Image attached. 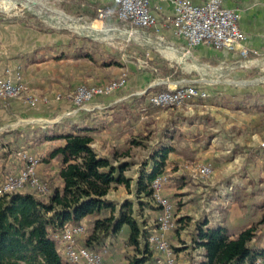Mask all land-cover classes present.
<instances>
[{"label":"trees","instance_id":"16d2710c","mask_svg":"<svg viewBox=\"0 0 264 264\" xmlns=\"http://www.w3.org/2000/svg\"><path fill=\"white\" fill-rule=\"evenodd\" d=\"M78 3L77 7H80L82 2ZM89 6L93 12L85 10L86 13L92 18L97 17L96 4ZM111 19H115L113 14L106 20ZM118 23L125 24L120 20ZM82 40L90 42L93 47L96 46L95 42L87 38ZM74 43L71 40L68 42L67 50L62 52L63 57L66 58L73 51L74 56L92 58L90 52L82 46L73 48ZM102 54V65L121 64L115 55L107 52ZM162 70L166 74L175 72L173 68L166 66H163ZM167 89L166 84L148 88L144 94L134 97L132 103L121 104L125 115L120 119L113 117V120H123L132 125L137 115L135 109L150 114L163 109L154 107L148 101V96ZM198 101H201V105L225 111L228 118L236 124L241 121L252 122L251 118L242 116V112L254 114L264 111V92L258 90L232 94L216 92L204 99L193 100L190 104L197 105ZM170 109L167 118L161 123L154 121L152 126L146 125L145 134L140 133L143 139L154 135L157 143L142 162L135 181L136 193L148 198H151L150 182L164 172L167 156L174 151L171 139L182 135L184 130L182 131L181 127L189 129L201 124L219 129L217 122L207 113ZM103 115V112L97 109L81 111L75 120L65 118L56 123L28 125L0 132L2 154H14L21 149L33 150L47 141H59L43 158L45 162L54 158L58 161L57 172L49 183L47 182L49 191L44 196L26 188L0 197V264H72L63 257L59 243L54 237L65 224H86V232L77 241L80 246L95 252L105 246L106 239L117 236L125 228L126 243L143 253L140 258H132L129 264H145L151 259L148 234L134 218L132 202L125 201L115 216V205L104 198L113 184L129 188L131 178L124 176L123 171L131 162L121 161L115 165L113 153L111 156L101 155L93 146L92 133L103 130L109 124V120L104 119ZM253 125L256 127L260 124L255 122ZM130 144L141 145L142 140L134 137ZM240 153L244 154L242 170L236 177L224 178V185H233L237 191L249 185V191H244L243 207L248 210L247 217H252L264 207V176H249L246 167L260 159L263 163L256 164L257 171L264 169V144L250 147L233 143L225 154L211 159V162L214 167L226 166ZM2 180L3 178L0 182ZM238 193L236 192V195ZM217 207L219 208L215 210L218 214L225 209L224 206H219V203ZM212 210L214 209L203 210L197 218L184 215L175 220L176 227L173 230L177 234L179 244H170L175 257L180 251L184 252L183 259L188 264H250L256 258L264 257L263 210L260 215L252 217L253 224L250 227L237 231L233 237L231 235L235 231L234 227L224 224L209 226L214 215ZM182 229H186L185 239L181 238ZM153 259L156 263L157 259Z\"/></svg>","mask_w":264,"mask_h":264},{"label":"rangeland","instance_id":"374dc122","mask_svg":"<svg viewBox=\"0 0 264 264\" xmlns=\"http://www.w3.org/2000/svg\"><path fill=\"white\" fill-rule=\"evenodd\" d=\"M14 1L16 4L9 9L0 5V20L8 19L15 21L17 24H24L32 29V33H39L45 38L47 37L49 42L52 36L53 39L55 36L62 38L65 50H67L66 46L71 40L75 42L73 48L82 46L84 50L90 52L92 58L81 57L73 61H51L24 71L22 77L27 90L21 93L19 97L6 99L0 106L6 105L10 100L32 107L46 104L50 100H62L64 105L69 106L53 107V111L49 112L48 116L38 118H27L15 114L12 116L13 118L8 126L1 131L10 128L12 130L20 129L28 125L51 124L55 120L71 118L78 112L86 111V109L90 108L89 104L77 110V107L72 102L77 87L80 85H104L120 79L123 74L126 75V82L121 88H124L127 81L132 80L133 77L138 80L137 77L140 75L148 78L149 82H146V84L156 85L157 82H162L159 84H166L172 87L174 85L197 84L207 88L210 94L216 92L232 94L264 88V66L259 59L255 58L254 60L252 54L247 57L238 55V57L226 59L223 63L217 62L214 57L200 58L193 54V48L188 52L184 51L185 47L177 49L167 39L153 33L151 30L132 28V32L125 31L124 28L130 30L131 27L127 24H119L116 19L104 20L100 23L97 17L92 18L86 13L85 10H88L89 13L93 12V10L85 2L83 3L82 0ZM80 1L82 3H80V7H77ZM96 6H100L99 2H96ZM84 38L95 42L96 46L93 47L90 42L83 41L82 39ZM58 40L60 41V39ZM165 47L174 50L177 55L184 56L185 61L182 62L178 58H170L164 55L161 50ZM104 52L115 55L121 64L102 65L100 56H103L102 53ZM73 53L71 51L70 54ZM163 66L173 68L175 72L166 74L162 70ZM31 99L34 100V105L28 103ZM200 102L196 103L197 109L195 110L200 109L202 113L209 114L213 121L217 122L219 129H214L209 125H195L189 129L185 128L183 130L187 137L179 140L176 138L173 143L176 145L175 153L168 155L165 162L164 171L169 174V181L165 185L164 194L174 205L176 219L184 216L180 215L183 214L180 213V208L186 205L183 200L195 205L202 198L203 201H212L218 196L220 198L217 199H229L232 196V187L224 185V178L235 174L243 163L244 154H237L235 160L226 166L214 167V172L208 179L192 176L184 167L186 162L193 160L200 162L211 161V159L225 154L233 143L250 147L263 146L264 144V111L254 114L242 112V116L251 118L252 122L241 121L236 124V122H232L228 118L225 111L214 107H200ZM190 103L189 105H191ZM186 105L188 104L174 107L173 109L184 110L185 107L183 106ZM75 109L76 111L72 112ZM163 111L170 112L171 109L164 108ZM255 122H259L260 125L254 127L253 123ZM137 130L134 129L132 132L137 133ZM144 131L143 129L141 132ZM211 134L213 136L210 137ZM133 136L140 141L142 140L141 145H134L129 152L128 160L137 165L136 169L130 170L131 173H128L129 175L135 174L134 179L130 180V185L133 184V186L129 185V188H126L122 185L121 194L116 201L117 207L115 206L114 215H118L125 201L132 202V214L141 229L148 234L155 227L154 224L159 208L150 197L136 193L135 181L139 176L142 162L146 160L150 149L157 146V143L154 135L143 139L140 132H138L137 135ZM58 142L53 141L51 144L54 145ZM30 152L31 154L35 153L34 151ZM34 155L41 159V164L38 167L39 177L49 183L51 177H54L57 172V159L54 158L49 162H45L38 152ZM175 158L178 161H175ZM130 165L127 169L131 167ZM148 169L149 166H147ZM36 194L39 196L45 195ZM83 226L86 230L87 225L84 224ZM181 232V238L185 239L186 229H182ZM126 237V229L123 228L117 236L106 239L105 246L99 250L102 258L101 264H129L132 258L142 257L143 253L140 249H134V247L126 243ZM174 237H176L175 242L173 240ZM169 243L176 246L179 244L174 230L169 232ZM151 252V259L145 264H157V261L154 263L153 258H160V255L152 249ZM180 252L178 256L176 255L177 264H188L182 259L185 257V253L182 252L180 255Z\"/></svg>","mask_w":264,"mask_h":264},{"label":"crops","instance_id":"0c3cea01","mask_svg":"<svg viewBox=\"0 0 264 264\" xmlns=\"http://www.w3.org/2000/svg\"><path fill=\"white\" fill-rule=\"evenodd\" d=\"M191 1L196 4H200L205 0ZM82 2L90 5L92 3L96 4V2L100 3V0H82ZM224 5L240 12L239 26L247 36L246 40L244 41V45L250 50L251 53L254 51L258 52V55H253V59H259V61L264 66V0H224ZM151 6L153 12L159 17L160 29L159 32H155L153 29L150 30L153 33L161 35L163 38L167 39V41L174 45L177 49H183L186 46L185 40L181 37L175 36L172 33V29L170 27L165 28L161 25L163 18L168 14H172L173 12V5L171 4L170 0H166L164 2L152 0ZM99 22L101 23V21ZM52 37H50L52 41L50 40L49 42L47 37L45 38L39 33H32V29L26 27L24 24H17L15 21H10L8 19L0 20V78L9 77L12 80H16L18 73L21 82H23L24 79L22 77V73L31 69L32 67H38L51 61H73L74 59L80 58L72 54L68 55L66 58L63 57L62 52L65 50L63 39L58 38L57 36H55L54 39ZM58 39H60V41ZM192 52L194 55L204 59L214 57L217 62L221 63H223L226 59L228 60L238 57V53L219 50L208 44H200L194 47ZM178 56L181 55L176 54V57ZM137 78L138 80L133 77L132 80L127 81V84L124 88L115 90L107 96H101L93 99L88 103L90 108L86 109V111H91L94 109L101 110L104 114L103 118L109 120V124L106 128L97 133H92L93 146L101 155L111 156L113 153V163L115 165L121 161H129V152L134 146L130 144V140L134 138L133 135H137L138 132L145 134V131H141L146 129V125H151L154 121L159 124L168 116V112H164L163 109H159L154 114L143 111L140 112L138 109H135V111H137V115L136 119L132 122V125H128L125 123V121L119 120L121 117H123V115H125L124 112H122L121 104L132 103L134 97L144 94L148 88L154 86L150 83L146 84V82H149L146 76L144 78L143 75H140ZM256 90L264 92V88H257ZM57 106L68 107L69 105H64L62 100H50L46 104L32 107L29 105H22L17 101L10 100L6 105L0 106V131L4 127L8 126L13 118L12 116L15 114H19L20 116L27 118H38L41 116H48L49 112L53 111V107L56 108ZM184 107V111L188 113H193L195 109H197V105L192 104L186 105ZM200 107L205 108L207 106L200 105ZM197 111L202 112L200 109ZM80 114L81 112H78L71 118L75 120ZM113 117H119V119L113 120ZM58 121L59 120H55L53 123ZM134 129H138V132H132ZM180 129L183 131L184 127H181ZM186 137L187 135L185 132H183L181 136L173 137L171 142L173 144L176 138L179 140L185 139ZM51 143H53V141H47L40 146H36L33 150L26 149V151H34L35 153L38 152L39 155L44 158L48 151L55 145ZM173 145L174 151L170 152L168 155L175 153L176 145ZM176 159L177 158H175V161H178V159ZM262 163L263 161L260 159L249 163V165L246 167L249 176H264V169L257 171L256 168L258 167L256 164L262 165ZM21 166L22 162L16 158L14 154H2V151L0 152V179L4 178L8 173L16 172ZM130 166L131 167L129 169L123 171V174L128 178L134 179L135 174L129 175L128 173H131L130 170L136 169L137 165L132 162ZM251 166L252 168H250ZM240 170H242V165H240V168H238L233 176L236 177ZM130 186H133V184ZM122 187L123 186L121 184L111 185L104 198L112 202L117 207L116 201L121 194L120 192ZM249 188V185L245 187V189L248 191ZM245 189H240L241 191H237V189H235L232 185V196H230L229 199H217L220 198V196H218L212 201H203L202 198L200 202H196L195 205L189 204L188 201L183 200V203H186V205L183 208H180V213H183L180 215H190L197 218L198 215L203 212V210H207L208 208L214 209L212 210L214 214L212 217L213 219H211L209 222V226L224 224L234 227L235 231L231 235V237H233L236 235L237 231L248 228L251 226V224H253L252 217L255 218L256 216L260 215L262 210L264 212L263 207L261 211L255 215L253 214L252 217H247L246 214L248 210L247 208L243 207V203L245 202ZM236 192L239 193L236 195ZM218 203L219 206L222 205V207L224 206L225 208L223 209L224 211L219 214L215 210V208H219L217 207ZM154 229L155 227L152 230ZM173 240L175 242L176 237H174ZM181 253L182 252H180V255ZM156 259L158 260L159 258L157 257Z\"/></svg>","mask_w":264,"mask_h":264},{"label":"built area","instance_id":"2783aa9c","mask_svg":"<svg viewBox=\"0 0 264 264\" xmlns=\"http://www.w3.org/2000/svg\"><path fill=\"white\" fill-rule=\"evenodd\" d=\"M152 0H100L97 8V18L104 21L113 14L116 20H120L133 29H153L159 32V17L153 12ZM164 2L166 0H156ZM173 5L172 14L166 15L161 25L170 27L172 33L185 40V50L188 52L200 44H208L219 50L236 52L240 57L254 56L258 52H250L244 45L247 36L239 26L240 12L224 5V0H205L196 4L191 0H170ZM133 28V29H132ZM123 74L118 80L104 85L85 86L80 85L73 97V104L78 109L85 107L95 97L108 95L112 91L125 85ZM162 82H157L156 85ZM155 85V84H154ZM166 91L152 93L148 101L158 108H174L188 104L197 99L210 96L207 88L197 84L168 85ZM27 90L17 73L16 80L9 77L0 78V104L8 98L19 97ZM144 93V92H142ZM59 97V96H58ZM34 105V100H29ZM73 110L72 112H75ZM0 146V152H1ZM14 156L22 162V166L16 172L7 174L0 182V197L14 191L31 189L39 194H46L49 187L46 181L38 175V167L41 159L26 150L14 152ZM185 169L192 175L201 179H208L214 172L213 163L207 161H188ZM169 181V174L165 171L158 174L150 182L151 200L159 208L155 220V229L148 233L147 242L152 250L160 255L157 264H175L176 257L169 243L168 234L176 227V217L172 201L164 194L165 185ZM85 233L83 225L65 224L54 237L59 243L63 257L72 264H101L102 258L99 252L90 251L80 246L77 239ZM250 264H264V257L256 258Z\"/></svg>","mask_w":264,"mask_h":264},{"label":"bare ground","instance_id":"6f19581e","mask_svg":"<svg viewBox=\"0 0 264 264\" xmlns=\"http://www.w3.org/2000/svg\"><path fill=\"white\" fill-rule=\"evenodd\" d=\"M36 3V2H35ZM16 4V2L14 0H0V5L2 7H5V8H10V7H13L14 5ZM161 49V48H160ZM161 52L166 55V56H170V57H176V54L174 52V50L168 48V47H165L164 49L161 50ZM178 59H180V61L184 62L185 61V58L183 56H178L176 57Z\"/></svg>","mask_w":264,"mask_h":264}]
</instances>
